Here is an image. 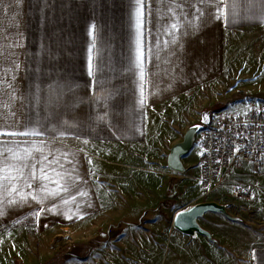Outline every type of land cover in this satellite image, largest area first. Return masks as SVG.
Returning a JSON list of instances; mask_svg holds the SVG:
<instances>
[{"label":"crops","instance_id":"1","mask_svg":"<svg viewBox=\"0 0 264 264\" xmlns=\"http://www.w3.org/2000/svg\"><path fill=\"white\" fill-rule=\"evenodd\" d=\"M260 27L264 0H0V165H24L17 192L0 188V240L17 223L41 232L120 214L124 159L163 130L177 131L172 118L224 76L235 35ZM201 104L193 110L198 128L212 118L199 112ZM33 131L39 135H21ZM13 152L31 158L14 160ZM200 158L201 150L198 171ZM41 168L53 179L57 172L70 174L69 190L49 195L55 183L31 179L33 171L42 175ZM202 195L171 207L173 218L216 201ZM212 214L199 219L210 232L204 220ZM213 233L211 250L221 239L218 229ZM242 255L243 264H264V239Z\"/></svg>","mask_w":264,"mask_h":264},{"label":"rangeland","instance_id":"2","mask_svg":"<svg viewBox=\"0 0 264 264\" xmlns=\"http://www.w3.org/2000/svg\"><path fill=\"white\" fill-rule=\"evenodd\" d=\"M202 90L197 100L172 118L177 131L163 130L124 159L125 203L121 207L126 214L123 209L111 217L98 214L68 227L41 232L28 222L11 225L0 240V264L245 263L242 253L247 246L264 239V172L256 174L246 162L234 178L236 183L206 194L196 178L201 127H197L195 143L183 157L188 169L174 171L167 161L173 138L182 141L189 129L196 128L193 124L198 113L193 110L198 101L202 103L199 112H210L211 117L264 108V27L235 35L224 76ZM239 183L249 187L252 194L236 192ZM201 194L203 199L224 204L228 211V215L213 212L204 220L211 223L213 236L218 229L221 239L215 250L207 246L209 238L205 235L190 238L173 226L170 208ZM123 216L124 221L120 220Z\"/></svg>","mask_w":264,"mask_h":264},{"label":"built area","instance_id":"3","mask_svg":"<svg viewBox=\"0 0 264 264\" xmlns=\"http://www.w3.org/2000/svg\"><path fill=\"white\" fill-rule=\"evenodd\" d=\"M200 129L201 158L196 178L206 194L236 183L234 178L246 162L251 163L256 174L264 172V108L216 113ZM235 190L240 195L252 194L241 183L236 184Z\"/></svg>","mask_w":264,"mask_h":264},{"label":"water","instance_id":"4","mask_svg":"<svg viewBox=\"0 0 264 264\" xmlns=\"http://www.w3.org/2000/svg\"><path fill=\"white\" fill-rule=\"evenodd\" d=\"M197 130V127L189 129L185 133L183 140L175 143L171 147L167 162L172 170L180 172L186 170L182 158L193 147ZM208 212H219L228 215L227 208L224 204L217 201H204L177 212L173 218V226L187 235L203 234L212 238L211 232L199 223V219Z\"/></svg>","mask_w":264,"mask_h":264},{"label":"snow or ice","instance_id":"5","mask_svg":"<svg viewBox=\"0 0 264 264\" xmlns=\"http://www.w3.org/2000/svg\"><path fill=\"white\" fill-rule=\"evenodd\" d=\"M17 2H19V0H17ZM202 2H203V0H202ZM137 3H140V0H137ZM219 3L220 4H224L225 0H219ZM234 3H235V0H234ZM217 10L219 11L221 16L224 15L223 9L218 8ZM233 15H235V13H233ZM141 17H142V9H137V12H136V27H137V32L138 33H139L140 28L142 27ZM172 28L176 29L177 25L173 24ZM139 44H140V41H139V35H138L137 36V59L139 61H141V63H142L143 53L140 50ZM141 76L143 77V70H141ZM142 103H143V101H142ZM29 134H31V135H39V133L35 132V131H33L31 133H28V132L21 133V135H29ZM12 135H16V133H12ZM7 151L11 152L12 150L8 149ZM237 151H239V149H237ZM3 154H4L3 152H0V156H2ZM11 158L14 159V160H23L25 158H31V153L25 152V154L22 156L19 153L13 152ZM45 159H47V158L45 157ZM33 167H35V166H33ZM40 171L42 173V175L40 177H37L36 173L33 171L31 173V179H33V180L43 179V180L49 181L50 183H55L57 185V188L55 190H48L47 189V185L43 186L44 190H48L49 191V195L55 196V195L59 194L60 190H63V191H68L69 190V185H68V183L66 181H67V179H71L70 174H67V176H66L65 173L57 172L56 173V179H53V177L47 175L44 172L43 168H41ZM53 171H55V169H53ZM23 178H24V165H21L20 167H16L15 165H8L6 163L3 164V165H0V188L6 187V186H10L12 192H17L18 189L14 186V182L18 181V180H21ZM61 181H65V182L61 183ZM5 182H7V184H5ZM31 186H32L31 184H28V187H31ZM82 195H83V193H82ZM32 198L36 199L37 197L33 196ZM24 199H26V198L21 193V200H24ZM9 203H16V201H9ZM64 203L67 204L68 201H64ZM2 215H3V211H2V209H0V216H2Z\"/></svg>","mask_w":264,"mask_h":264}]
</instances>
